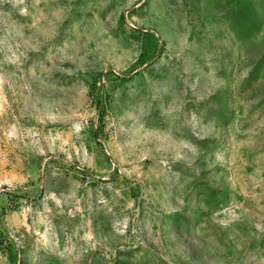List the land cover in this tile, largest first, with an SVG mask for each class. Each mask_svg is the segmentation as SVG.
<instances>
[{
    "label": "rangeland",
    "instance_id": "1",
    "mask_svg": "<svg viewBox=\"0 0 264 264\" xmlns=\"http://www.w3.org/2000/svg\"><path fill=\"white\" fill-rule=\"evenodd\" d=\"M0 264H264V0H0Z\"/></svg>",
    "mask_w": 264,
    "mask_h": 264
}]
</instances>
